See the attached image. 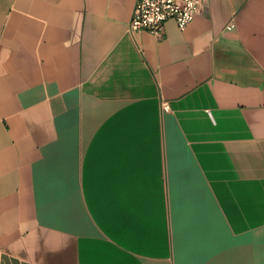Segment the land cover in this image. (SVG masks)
Wrapping results in <instances>:
<instances>
[{
	"label": "crops",
	"instance_id": "0c3cea01",
	"mask_svg": "<svg viewBox=\"0 0 264 264\" xmlns=\"http://www.w3.org/2000/svg\"><path fill=\"white\" fill-rule=\"evenodd\" d=\"M135 2L0 0V264H264V0Z\"/></svg>",
	"mask_w": 264,
	"mask_h": 264
},
{
	"label": "built area",
	"instance_id": "2783aa9c",
	"mask_svg": "<svg viewBox=\"0 0 264 264\" xmlns=\"http://www.w3.org/2000/svg\"><path fill=\"white\" fill-rule=\"evenodd\" d=\"M207 3L208 0H136L128 30L161 38L165 23L172 20L183 31ZM226 29L232 30L233 24ZM162 108L167 109L166 103H162Z\"/></svg>",
	"mask_w": 264,
	"mask_h": 264
}]
</instances>
